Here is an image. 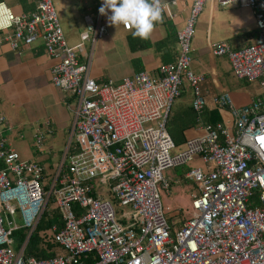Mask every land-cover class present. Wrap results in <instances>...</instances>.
<instances>
[{
  "label": "built area",
  "instance_id": "1",
  "mask_svg": "<svg viewBox=\"0 0 264 264\" xmlns=\"http://www.w3.org/2000/svg\"><path fill=\"white\" fill-rule=\"evenodd\" d=\"M57 1L39 0L30 17L0 4V49L42 41L57 61L51 82L69 98L71 113L51 175L40 163L22 160L0 133V264H264V94L239 107L222 95L218 106L231 122H203L204 78L192 71V40L209 0H192L177 32L178 57L156 79L141 71L104 87L90 76L91 56L83 52L81 60L67 44ZM220 4L250 9L258 34L240 50L217 43L213 55L228 58L237 79L264 89V0ZM98 8L87 19L92 47L109 34ZM185 82L203 133L170 154L175 146L166 127ZM5 122L0 114V127ZM42 136H35L39 148ZM183 167H190L192 212L175 220L163 210L162 191L171 192L164 172ZM46 215L58 217L48 234L64 254L38 260L26 250ZM23 232L19 242L15 235Z\"/></svg>",
  "mask_w": 264,
  "mask_h": 264
},
{
  "label": "crops",
  "instance_id": "2",
  "mask_svg": "<svg viewBox=\"0 0 264 264\" xmlns=\"http://www.w3.org/2000/svg\"><path fill=\"white\" fill-rule=\"evenodd\" d=\"M80 1L58 0L55 10L69 47L80 55L81 60L83 52L91 56L90 76L101 85L99 87L120 84L124 78L141 71L156 79L162 66L177 59V32L186 22L192 0H160L166 4L162 19L147 38L133 37L131 27L111 25L102 15V21L109 26V34L94 47L87 31V19L94 12L84 16L78 6ZM3 4L15 15L28 17L38 8V0H4ZM99 5L101 0H98L97 8ZM172 15L176 18L172 19ZM257 34L256 17L250 9L234 5L224 8L220 0L206 3L192 40V71L204 78L202 89L206 111L202 115L203 122L211 124L217 118L220 120L216 124L231 122L229 111L218 106L222 95H229L239 107L249 104L256 95L264 94L259 82L237 79L228 58H218L212 53L213 46L220 42L230 45L232 50L249 47L255 43ZM56 63L47 54L42 41L30 46L21 45L17 51L7 45L0 49V114L6 119L0 133L21 158L24 157L23 160L40 163L47 175L58 166L71 123L69 98L51 82ZM182 94L173 106L168 128V136L177 152L185 148L189 138L203 133L192 108L194 95L188 82L184 83ZM38 132L43 135L40 148L35 137ZM184 171V168L173 171L171 189L173 179L188 184L185 175L183 177ZM186 186L190 190V186ZM182 214L179 209L171 219L183 220Z\"/></svg>",
  "mask_w": 264,
  "mask_h": 264
},
{
  "label": "clouds",
  "instance_id": "3",
  "mask_svg": "<svg viewBox=\"0 0 264 264\" xmlns=\"http://www.w3.org/2000/svg\"><path fill=\"white\" fill-rule=\"evenodd\" d=\"M98 12L111 25L131 27L132 36L140 38H147L162 19L160 0H101Z\"/></svg>",
  "mask_w": 264,
  "mask_h": 264
},
{
  "label": "trees",
  "instance_id": "4",
  "mask_svg": "<svg viewBox=\"0 0 264 264\" xmlns=\"http://www.w3.org/2000/svg\"><path fill=\"white\" fill-rule=\"evenodd\" d=\"M23 1H27V0H23ZM3 2H4V0H0V3H3ZM38 2H39V0H38ZM78 6H79L80 10L82 11V14L84 16H87V15H90L97 10L98 0H81L78 3ZM37 10H38V8H37ZM33 11H31V12H33ZM33 14H29V15L31 16ZM97 85L101 86L100 84H97ZM105 86H107V85H105ZM170 118H171V116H170ZM219 120L220 119L217 118V120H214L210 123L213 125H216V123L219 122ZM169 123H170V119L168 120L167 127H166L167 135H168V128L170 125ZM185 144H186V142H185ZM2 167L3 166L0 164V168H2ZM183 168L185 169L184 174H183V177H184V175L186 174V172L189 170L190 167H183ZM57 220H58V217H56L55 220L51 221L47 218V215L45 216L44 221H42V223L39 224L37 230L34 232V234L32 235V237L30 239L29 246L26 250L27 255L32 256L38 260H46V259H50V258L64 254L63 250L58 245H56L55 243L52 242V236H50V238H49L46 235V233L48 234V230L51 228V226L53 224H56V222H58ZM23 234L24 233H19L18 237H22ZM92 263L93 262L91 261V264Z\"/></svg>",
  "mask_w": 264,
  "mask_h": 264
},
{
  "label": "rangeland",
  "instance_id": "5",
  "mask_svg": "<svg viewBox=\"0 0 264 264\" xmlns=\"http://www.w3.org/2000/svg\"><path fill=\"white\" fill-rule=\"evenodd\" d=\"M151 125L152 126H156V124H154V123L151 124ZM11 138H13V137L11 136ZM175 153H177V150H175V149H173L170 152V154H175ZM23 158H21V159L23 160ZM196 165L197 166H200V167L202 166L201 163H198V164L196 163ZM174 170L175 169H170V170H167V171L164 172L165 177L166 178L168 177L169 178V181H171V177H173V174H174L173 171ZM173 181H174L173 188L170 190L171 191L170 194H166L164 191H162V205H163V210H164L166 216L169 217L170 219H171V216L173 215V213L176 212L179 209H182V211H183V214L181 215V217H183V218L184 217H189L190 216V213L192 212L191 202L193 200L192 194L194 193L193 187L190 184H185L184 182L178 183L175 179H173ZM186 185H189L190 186V190H188V188H187ZM121 213H122V209L119 208L118 209V214H121ZM181 217H180V219H181ZM175 220H177L176 217H175ZM18 235L19 234L16 233L15 237L20 242L21 239L18 237ZM46 235L49 238L51 236L50 234H47V233H46Z\"/></svg>",
  "mask_w": 264,
  "mask_h": 264
},
{
  "label": "bare ground",
  "instance_id": "6",
  "mask_svg": "<svg viewBox=\"0 0 264 264\" xmlns=\"http://www.w3.org/2000/svg\"><path fill=\"white\" fill-rule=\"evenodd\" d=\"M177 40V39H176ZM179 48V47H178ZM176 54V53H175ZM173 60V59H172ZM173 62V61H172ZM98 78V77H97ZM96 79V78H95ZM97 80V79H96ZM107 83V82H106ZM99 84V83H98ZM102 84H104L103 82H102ZM191 87V86H190ZM186 94V93H185ZM183 95V94H182ZM65 100V99H64ZM66 100H67V98H66ZM209 102V101H208ZM176 104V103H175ZM184 108V107H183ZM182 108V109H183ZM193 108V107H192ZM173 111V110H172ZM185 111V110H184ZM206 111V110H205ZM186 113V112H185ZM205 113V112H204ZM181 114H182V110H181ZM193 114V113H192ZM172 115V114H171ZM194 115V114H193ZM169 119H171V118H169ZM182 120V119H181ZM215 124V123H214ZM181 131V130H180ZM197 135V134H196ZM183 148V147H182ZM181 148V149H182ZM179 177V176H178ZM184 180V179H183ZM183 182V181H182ZM186 182V181H185ZM173 185V184H172Z\"/></svg>",
  "mask_w": 264,
  "mask_h": 264
}]
</instances>
